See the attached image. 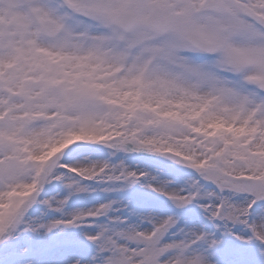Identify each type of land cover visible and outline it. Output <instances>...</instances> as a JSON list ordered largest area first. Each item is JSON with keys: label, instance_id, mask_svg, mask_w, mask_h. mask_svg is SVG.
I'll use <instances>...</instances> for the list:
<instances>
[{"label": "snow or ice", "instance_id": "6c2138e0", "mask_svg": "<svg viewBox=\"0 0 264 264\" xmlns=\"http://www.w3.org/2000/svg\"><path fill=\"white\" fill-rule=\"evenodd\" d=\"M0 264H264V0H0Z\"/></svg>", "mask_w": 264, "mask_h": 264}]
</instances>
